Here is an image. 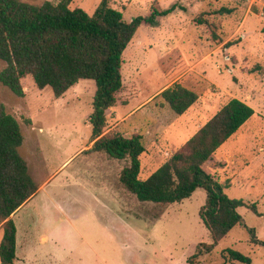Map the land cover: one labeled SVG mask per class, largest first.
<instances>
[{
	"label": "rangeland",
	"instance_id": "obj_1",
	"mask_svg": "<svg viewBox=\"0 0 264 264\" xmlns=\"http://www.w3.org/2000/svg\"><path fill=\"white\" fill-rule=\"evenodd\" d=\"M101 1L73 0L71 8L92 14ZM110 4L126 21L149 14L153 5L177 9L156 26L140 27L126 49L124 87L119 103L107 111L105 133L144 136L140 178L146 179L230 100L246 102L254 116L217 152L228 164L220 173L221 182L231 183L225 192L247 204L238 210L244 225L234 227L208 251L202 245L212 243L200 218L206 200L202 192L166 206L142 202L120 181L129 161L107 153H83L62 167L70 155L92 146L95 81L82 80L61 98L30 78L24 81V97L0 81V103L18 119L24 135L19 152L37 184L46 182L48 192L14 218L23 245L20 253L28 252L32 264H44L42 251L56 252L58 246L65 264H187L201 247L202 255L192 263L248 264L233 260L226 252L232 248L249 256L250 264H264V248L253 242L255 237L264 241V0H110ZM177 47L184 55L182 63L162 72L158 59ZM5 67L0 59V71ZM174 84L199 93L198 101L181 116L160 98ZM57 220L61 236L50 235L45 243L40 235L56 229Z\"/></svg>",
	"mask_w": 264,
	"mask_h": 264
},
{
	"label": "trees",
	"instance_id": "obj_2",
	"mask_svg": "<svg viewBox=\"0 0 264 264\" xmlns=\"http://www.w3.org/2000/svg\"><path fill=\"white\" fill-rule=\"evenodd\" d=\"M72 2L48 0L33 4L0 0V59L6 63L0 71V81L24 97V81L30 78L41 89L51 87L56 98L63 97L82 80L95 81L90 116L93 143L85 153L105 152L115 159L128 160L120 180L142 202L166 206L203 189L206 202L200 218L210 232L212 243L202 245L208 251L213 250L234 227L244 225L238 210L247 205L225 192L230 183L221 182L220 173L228 164L217 152L254 116L255 110L238 98L230 100L158 170L141 179V156L146 151L144 136L106 134L107 111L119 103L118 95L124 87L123 55L140 27L158 25L177 7L153 5L149 14L126 21L110 0H102L92 14L83 8H71ZM183 57V52L175 48L158 60V66L162 72L171 71L181 64ZM160 98L181 116L198 101L199 93L174 84ZM23 142L20 122L0 103V221L4 228L1 264H16L17 225L12 216L39 188L19 152ZM253 242L264 248V241L255 237ZM226 252L233 260L251 263L250 257L238 250L229 248ZM200 255L201 247H197L189 258L190 263L195 264L191 260Z\"/></svg>",
	"mask_w": 264,
	"mask_h": 264
},
{
	"label": "crops",
	"instance_id": "obj_3",
	"mask_svg": "<svg viewBox=\"0 0 264 264\" xmlns=\"http://www.w3.org/2000/svg\"><path fill=\"white\" fill-rule=\"evenodd\" d=\"M178 48V47H177ZM175 49V48H174ZM180 49V48H179ZM181 50V49H180ZM182 51V50H181ZM169 53V52H167ZM184 56V55H183ZM162 57V56H161ZM160 57V58H161ZM159 58V59H160ZM184 58V57H183ZM158 59V60H159ZM182 63V62H181ZM157 66H158V61H157ZM159 68V66H158ZM160 69V68H159ZM92 114V113H91ZM91 116V115H90ZM43 130V128H41V131ZM92 141H91V145H92ZM146 147V146H145ZM85 148H82V149H79L77 152H75L73 155H70V157L64 162V164L62 165V167H64L67 163H69L72 159L76 158V157H80L83 153H85L84 151ZM95 154H103L105 152H93ZM108 155V154H107ZM110 156V155H109ZM111 157V156H110ZM112 159H115L113 157H111ZM119 160V159H118ZM168 160V159H167ZM166 160V161H167ZM165 161V162H166ZM164 162V163H165ZM72 163V162H71ZM163 163V164H164ZM61 167V168H62ZM121 181V180H120ZM106 183H108V181H105ZM46 182L42 185H38L39 188L37 190V192L35 193V195H33V197H31V199H29L15 214H13L12 218L14 220V218L16 217L17 214L20 213V211H22L27 205H29L30 203H32L33 201H40L42 199H45V197H47L48 195V192L46 191V186H45ZM110 185V183H108ZM231 187V183H230V186L228 188ZM203 189H199L197 190L198 192H202L203 195L205 196L206 198V192L204 193L203 191H201ZM195 192L194 194H198V192ZM193 194V195H194ZM192 195V196H193ZM191 196V197H192ZM190 197V198H191ZM188 198V199H190ZM138 199V198H137ZM183 202V201H181ZM181 202H176V203H181ZM206 202V200H205ZM172 204H175V203H172ZM15 221V220H14ZM17 225V224H16ZM56 229H53L52 231L50 232H44L42 233V235H40L41 239L43 241H45V243L48 241V238L51 237L50 235H52L53 237H60L61 236V230H60V221L57 220V223H56V226H55ZM50 233V234H49ZM4 237V228H3V223L0 221V245H1V242H2V239ZM59 241V240H58ZM23 248V245H21L20 241H19V226L17 225V251H16V254H17V259H16V264H32L31 260H30V257L28 256L29 253L25 251L21 254L20 253V250ZM43 253V256H42V261L44 262V264H65L64 263V253L63 255L60 254V247L58 246L57 247V251H46V250H43L42 251ZM0 264H1V257H0ZM187 264H191V263H187Z\"/></svg>",
	"mask_w": 264,
	"mask_h": 264
}]
</instances>
